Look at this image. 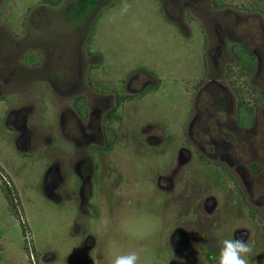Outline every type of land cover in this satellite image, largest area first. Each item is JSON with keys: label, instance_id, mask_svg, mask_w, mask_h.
Wrapping results in <instances>:
<instances>
[{"label": "rangeland", "instance_id": "rangeland-1", "mask_svg": "<svg viewBox=\"0 0 264 264\" xmlns=\"http://www.w3.org/2000/svg\"><path fill=\"white\" fill-rule=\"evenodd\" d=\"M85 1L0 0V264H110L111 241L141 264H218L241 226L248 264H264V208L235 199L197 149L179 151L205 82L230 80L232 43L257 46L260 71L239 81L264 86L261 14L249 0Z\"/></svg>", "mask_w": 264, "mask_h": 264}, {"label": "flooded vegetation", "instance_id": "flooded-vegetation-1", "mask_svg": "<svg viewBox=\"0 0 264 264\" xmlns=\"http://www.w3.org/2000/svg\"><path fill=\"white\" fill-rule=\"evenodd\" d=\"M249 1L250 4L255 2L264 4V0ZM251 13L261 14L264 19L262 10L251 9ZM218 40L216 48L219 50L223 42L220 35ZM234 44L244 47L254 55L253 71L258 73L261 55L257 46L251 50L248 41L232 43L230 51L234 59L233 65H235V56L232 51ZM232 64L225 66L224 76L228 79H230L228 69ZM222 80L223 78H211L205 82L201 91L205 90L209 97L206 102L201 101L200 92L194 101V113L188 127L189 144L183 145L179 151L182 156L188 155L191 159L192 151L197 149L202 155L201 159L232 185L235 199L248 205V196L249 202L252 205L255 204L256 209L264 208V105L256 101L250 102L249 108L244 107L246 110L243 111L239 96L235 93L230 80L227 83ZM252 86L260 92L259 94H263L261 92H264V86L259 87L254 83ZM18 119L24 120L20 126L26 128L25 115ZM18 119L15 120V124H18ZM208 171L210 173V169ZM214 200V204L216 202L218 204V201ZM248 214L251 218H256L254 208L250 209ZM235 231V237H242L245 241L251 234L250 229L245 226ZM241 233H243L242 236L239 235Z\"/></svg>", "mask_w": 264, "mask_h": 264}, {"label": "trees", "instance_id": "trees-1", "mask_svg": "<svg viewBox=\"0 0 264 264\" xmlns=\"http://www.w3.org/2000/svg\"><path fill=\"white\" fill-rule=\"evenodd\" d=\"M62 0H43V2L50 4V5H57ZM98 0H86L84 3L81 4L82 8H86L87 6L92 7ZM225 5V0H213V6L217 9L222 8ZM243 8L247 9H255V10H262L264 12V4L261 2H255L250 4H245L241 6ZM232 51L235 56V65H232L228 69V76L230 78L231 85L233 89L235 90V93L239 96L240 99V107H243V111H245V108H249L250 102L256 101L258 104L264 105V92H261L263 94H259L260 92L256 91L254 86H251L250 90L247 91L246 88H244V85L241 84L242 82L239 81V78H242L243 76L249 75L254 70L255 65V57L253 54H250L244 47H241L237 44H234L232 47ZM25 60L28 64L36 65L38 64V56L33 53L26 54ZM247 95V96H246ZM254 96V98H253ZM128 96L120 95L117 96V104L114 106L110 113L109 118H115V117H121L119 113H116L117 107L126 99ZM257 97V98H256ZM73 107L75 108L76 112L79 113L80 116L86 117L88 114V107L86 102L85 96H78L73 100ZM245 107V108H244ZM244 115L241 119H243ZM243 121V120H242ZM6 193L10 201V205L15 206V194H17V189L15 187H10L9 185H6ZM15 192V194H14ZM14 196V197H13ZM16 201L20 203V199L16 198ZM18 210L15 209V213L18 215ZM23 232L26 233V224L25 222L21 221Z\"/></svg>", "mask_w": 264, "mask_h": 264}, {"label": "clouds", "instance_id": "clouds-1", "mask_svg": "<svg viewBox=\"0 0 264 264\" xmlns=\"http://www.w3.org/2000/svg\"><path fill=\"white\" fill-rule=\"evenodd\" d=\"M129 6H125V10ZM90 213L92 209L88 210ZM108 221L102 220L96 228V232L100 233L107 229ZM127 231V229L125 228ZM131 236L143 239V234L130 232ZM253 249L242 238L224 239L219 251L218 264H248V257ZM107 254L110 257V264H141V257L135 250L124 252L120 249L116 241H111L107 248Z\"/></svg>", "mask_w": 264, "mask_h": 264}]
</instances>
